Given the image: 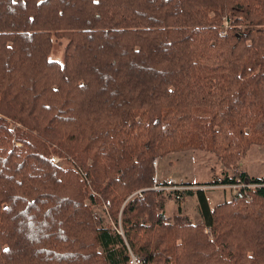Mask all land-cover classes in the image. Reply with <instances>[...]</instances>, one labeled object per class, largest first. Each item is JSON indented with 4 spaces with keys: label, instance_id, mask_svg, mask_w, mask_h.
Here are the masks:
<instances>
[{
    "label": "trees",
    "instance_id": "1",
    "mask_svg": "<svg viewBox=\"0 0 264 264\" xmlns=\"http://www.w3.org/2000/svg\"><path fill=\"white\" fill-rule=\"evenodd\" d=\"M252 146L264 0H0V264H264V177L230 174ZM189 150L224 170L182 186H259L213 208L200 188L130 198ZM187 197L201 222L167 216Z\"/></svg>",
    "mask_w": 264,
    "mask_h": 264
},
{
    "label": "rangeland",
    "instance_id": "2",
    "mask_svg": "<svg viewBox=\"0 0 264 264\" xmlns=\"http://www.w3.org/2000/svg\"><path fill=\"white\" fill-rule=\"evenodd\" d=\"M66 43V39H62L58 44L56 43L53 45L52 51L49 55L51 61H62ZM53 158H56L55 160H57L58 166L63 168L71 167L70 163L66 160L57 157ZM154 160H157L159 163V166L157 164L159 176H170V179H176L179 184H190L188 182H192L195 183L193 185H204L210 183L215 178H221V173L224 170V168L218 163L214 154L199 150L172 153L162 158H155ZM240 170L246 171L248 174L252 175V177H264V146H252L246 153L244 159L238 163L237 167L231 168L230 174L238 173ZM201 187H206L204 190H207L208 195L218 194V201L229 200L234 192L237 191L230 188L212 189L207 185ZM210 190H213V192ZM196 204V197H187L182 201L171 199L167 202L165 211L167 216H171L173 213L175 214L178 209L182 212L183 210L187 211L190 214L187 216L194 223H198L201 222V220L200 217L196 215V210L194 209ZM210 204L213 205V202L210 201ZM104 205L93 206L92 210L94 214L101 219L102 225L107 226L111 224V220L106 213Z\"/></svg>",
    "mask_w": 264,
    "mask_h": 264
},
{
    "label": "built area",
    "instance_id": "3",
    "mask_svg": "<svg viewBox=\"0 0 264 264\" xmlns=\"http://www.w3.org/2000/svg\"><path fill=\"white\" fill-rule=\"evenodd\" d=\"M223 34L224 33V29H223ZM56 158H51V162L54 164H57V160H55ZM157 160H154L152 162V166H153V178H152V186L150 188H146V189H141L138 190L136 192H134L130 198L135 197V196H141V194L145 191H161V192H171V193H179L182 191H187V190H193L195 189L194 187H190V186H182V185H178L175 183V181H173L170 178H165L162 179L160 178L158 171H157ZM255 186H259V185H251V184H246L244 182H241L240 180H236L235 184L229 185V186H225V188H230L233 190H238L241 188H251V187H255ZM201 189H206V187H201ZM235 193V192H234ZM176 200H179L180 197L178 196V194H176L175 196ZM109 206V203L106 202L104 205V208L106 209ZM206 233H209V229H205ZM128 264H143L142 260H140L136 255H134L131 251H129V259H128Z\"/></svg>",
    "mask_w": 264,
    "mask_h": 264
},
{
    "label": "crops",
    "instance_id": "4",
    "mask_svg": "<svg viewBox=\"0 0 264 264\" xmlns=\"http://www.w3.org/2000/svg\"><path fill=\"white\" fill-rule=\"evenodd\" d=\"M158 166H159V163H158ZM246 172V171H245ZM247 173V172H246ZM248 174V173H247ZM250 177H252V175H250V174H248ZM160 178H162V179H165V178H171L170 176H167V177H165V176H160ZM173 181H175V183L176 184H178L179 185V183H178V181L176 180V179H173ZM188 183H192V182H188ZM193 184H195V183H192V185ZM181 185V184H180ZM199 188H201V187H199ZM199 188H195V189H199ZM210 188H212V189H216V188H218V189H222V188H225V186H210ZM195 189H193V190H195ZM202 190H204V189H202ZM210 191H212L213 192V190H210ZM204 194H205V196H206V199H207V202H208V205H209V207L210 208H213L214 206H216V205H218V204H220V203H222V202H224V201H218V198H219V196H218V194H209L208 195V193H207V190H204ZM225 195V194H224ZM210 201H212L213 202V205L212 204H210ZM194 209L196 210V215L198 216V217H200L199 216V213H198V209H197V204L194 206ZM187 213V215L189 214V212H187V211H184L183 210V213ZM185 213V214H186ZM190 215V214H189ZM201 220V219H200ZM199 223V222H198Z\"/></svg>",
    "mask_w": 264,
    "mask_h": 264
}]
</instances>
